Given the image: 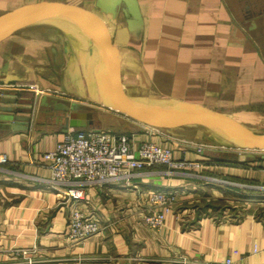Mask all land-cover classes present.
Returning <instances> with one entry per match:
<instances>
[{"label":"crops","instance_id":"obj_1","mask_svg":"<svg viewBox=\"0 0 264 264\" xmlns=\"http://www.w3.org/2000/svg\"><path fill=\"white\" fill-rule=\"evenodd\" d=\"M137 1V19L121 10L111 21L97 0H0V14L27 5H75L99 29L117 93L200 104L264 133L256 129L264 127V0ZM92 68L83 38L58 22L29 25L0 38V117H13L0 120V153L8 156L0 164V264H18L12 253L20 248L42 259L34 264H174L180 257L190 264L227 259L264 264V219L257 215L259 196L264 198V151L220 138L198 152L197 141L97 105L88 91ZM9 84H36L59 93L36 98L33 91ZM65 104L92 107L93 118L131 135L135 146L155 141L171 146L175 159L203 166L156 165L128 180L90 188L85 209L104 228L73 246L65 236L69 206L43 156L67 131ZM94 129L101 128L86 130ZM242 188L257 200L251 199L240 216L220 218L194 204L211 192ZM156 190L178 195L160 229L142 221L143 203Z\"/></svg>","mask_w":264,"mask_h":264},{"label":"built area","instance_id":"obj_2","mask_svg":"<svg viewBox=\"0 0 264 264\" xmlns=\"http://www.w3.org/2000/svg\"><path fill=\"white\" fill-rule=\"evenodd\" d=\"M6 87L31 90L36 98L59 93L57 90L42 88L36 84H9ZM213 146L201 143L196 145V150L202 152L205 148ZM43 156L51 180L61 186L62 200L69 206L65 236L73 246L84 243L104 228L101 219L85 209L89 203L87 192L90 188L128 180L137 171L156 165L167 166L169 169L203 166L199 161L175 159L171 146H164L155 141H142L135 146L131 135L107 129L68 128L63 139ZM7 162L8 156L0 153V164ZM177 200L176 192L152 191L143 203V223L152 229L162 228L167 214L172 211ZM26 253L27 250L22 248L14 250V263L34 264L42 261L34 256H26ZM174 264L190 262L180 257ZM224 264H231V260L227 259Z\"/></svg>","mask_w":264,"mask_h":264},{"label":"water","instance_id":"obj_3","mask_svg":"<svg viewBox=\"0 0 264 264\" xmlns=\"http://www.w3.org/2000/svg\"><path fill=\"white\" fill-rule=\"evenodd\" d=\"M96 6L109 16L111 21L122 10L139 18L137 0H97ZM58 22L75 30L84 40L92 58L93 68L88 78V91L92 101L104 108L118 112L140 123L160 127L171 122H188L205 126L224 141L238 148L264 151V133L247 130L230 117L203 105L170 98L142 99L128 97L116 92L106 50L99 29L79 10L68 6L27 5L0 14V38L23 27L41 23ZM65 128L87 129L91 127L92 107L80 104H65ZM12 120V116L0 120ZM16 124L6 125L14 128ZM4 127L0 124V128ZM251 157V154L249 155ZM239 158L245 160L247 155Z\"/></svg>","mask_w":264,"mask_h":264},{"label":"rangeland","instance_id":"obj_4","mask_svg":"<svg viewBox=\"0 0 264 264\" xmlns=\"http://www.w3.org/2000/svg\"><path fill=\"white\" fill-rule=\"evenodd\" d=\"M68 7H71L76 10H80L77 8L75 5H68ZM45 23V22H41ZM263 45V44H262ZM264 49V46H263ZM98 118L97 116L93 118V122L90 128L97 127L101 129H107V130H113V131H118L115 128H112L111 126H107L105 124H101L99 122L98 125ZM171 122L170 124H163V126H160L161 130H167L170 132L174 137L178 139H190L193 141H197L196 143L198 144H214L217 143L218 140H220V136L216 134L213 131H205L204 129L201 128L200 125L193 124V123H188V122H181L177 123ZM258 130L264 131L263 128H256ZM166 131V132H167ZM221 140H223L221 138ZM220 140V141H221ZM261 190H264V187L260 188ZM260 191V190H259ZM219 193H213L211 192L210 195L205 196L204 198L198 199L194 201V204H199L200 209H205L206 211L208 208H210V213L215 214L218 217H236L242 215L244 212H246V209L248 208L251 199L257 200V197L254 195H251L249 189L242 188V190H231V189H226L224 192ZM261 198V199H260ZM260 199V200H259ZM259 205L257 209V214L260 212L262 213L264 210V198L263 195L259 196ZM263 199V200H262ZM256 202V201H255Z\"/></svg>","mask_w":264,"mask_h":264},{"label":"trees","instance_id":"obj_5","mask_svg":"<svg viewBox=\"0 0 264 264\" xmlns=\"http://www.w3.org/2000/svg\"><path fill=\"white\" fill-rule=\"evenodd\" d=\"M257 215H258V217H259V218H262V219H264V210H263V212H262V213H260V212H259Z\"/></svg>","mask_w":264,"mask_h":264},{"label":"bare ground","instance_id":"obj_6","mask_svg":"<svg viewBox=\"0 0 264 264\" xmlns=\"http://www.w3.org/2000/svg\"><path fill=\"white\" fill-rule=\"evenodd\" d=\"M204 128L205 131H212L210 130L209 128L205 127V126H202Z\"/></svg>","mask_w":264,"mask_h":264}]
</instances>
